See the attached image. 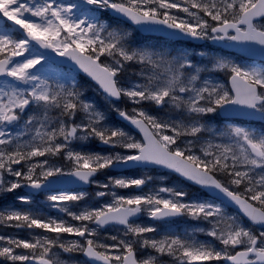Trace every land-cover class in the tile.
<instances>
[{"label": "snow or ice", "instance_id": "1", "mask_svg": "<svg viewBox=\"0 0 264 264\" xmlns=\"http://www.w3.org/2000/svg\"><path fill=\"white\" fill-rule=\"evenodd\" d=\"M83 3L91 6L83 9L85 18L73 15L77 5L60 0H0V19L12 22L0 24V194L20 188L51 192L46 196L50 207L81 222L45 217L39 209H0L2 226L56 234H37L32 240L0 235V264H80L62 259V253H82L91 264H159L165 255L174 264H264V129L233 123L216 128L206 119L243 116L264 122V65L255 61L264 59V0ZM104 12L115 13L116 26L101 19ZM128 22L141 32L170 30L166 32L170 38L227 41L225 47L239 46L252 63L201 51L195 55L206 58L202 63L186 51L137 44L133 33L121 27ZM33 42L83 69L142 140L110 124L95 102L84 98L74 79L69 84L41 75L37 65L44 58L34 53ZM213 72L226 73L231 87L210 79ZM121 100L133 107H118ZM145 104L172 115L167 119L153 115ZM92 140L108 151L84 150ZM197 145L200 154L194 151ZM60 157L70 162V170L55 162ZM130 163L162 165L209 190L213 198H189L188 192L173 187L128 196L98 191L97 197L110 195L111 202L76 212L70 202L84 200L86 193L53 191L58 184L77 181L101 189L142 188L152 177L108 176L104 183L95 179ZM66 176L75 180L65 181ZM17 200L30 204L32 194ZM231 205L250 223L229 214L226 209ZM143 213L156 221L187 217L206 226L157 239L146 235L157 233L156 226L136 222ZM109 224L122 225L126 239L112 236V244L94 239L98 229ZM65 233L82 239L66 242ZM196 233L211 237L220 247L198 240ZM138 250L143 257L138 258Z\"/></svg>", "mask_w": 264, "mask_h": 264}, {"label": "rangeland", "instance_id": "2", "mask_svg": "<svg viewBox=\"0 0 264 264\" xmlns=\"http://www.w3.org/2000/svg\"><path fill=\"white\" fill-rule=\"evenodd\" d=\"M60 2L65 4V5H77L76 8H73V15L80 16V18H85L83 16L82 12H83V9L86 8V6L81 1H77V0H60ZM193 11H195V10H193ZM172 12L174 14L179 15L180 17L189 19V17H187L185 13H182V12L177 13L175 9H173ZM106 22H108V21H106ZM108 23L110 25H112V26H116L117 21H114V22H111V23L108 22ZM121 27L127 28L129 31H131L133 33V37H134V39H135L137 44H151V45H156V46H164L165 48H167L169 50H173V51H186L190 55H192V59L194 61H197V62L206 63V58H201L198 55H195L196 53H199L201 51L206 52V53H211L210 49H205V48H186L184 46H173V45L162 44V43H159V42H155V40H153V39L144 40L143 36H139L135 32L136 29L134 27H132L131 25L123 24V25H121ZM34 53L40 55L35 50H34ZM212 53L216 54V55H219V56L228 57V56L224 55L222 52H219L217 50H214ZM228 58L238 62V59L231 58V57H228ZM42 60H44V59H42ZM242 63H252V61L242 60ZM256 64L257 65H264V64H261V63H256ZM43 73H46V72H43ZM205 75L208 76V74H205ZM125 78H128L127 74H125ZM209 78L212 79L215 82L221 83L224 86L230 88V85L228 84V81L226 79V74L224 72H213V73H211ZM131 79H135V78L131 77ZM95 92H96V95L100 96L97 91H95ZM100 98L102 99V102L104 104L110 105L108 103V101H106V99L104 97L100 96ZM117 106H119V104H117ZM206 119L211 122L213 127H216V128H223L225 126V124L227 123V122L220 123L213 116L206 117ZM242 125L243 126L254 127L258 131L260 130V128L255 127L253 125H246V124H242ZM205 137L207 138V134H205ZM214 142H219V141L217 140V141H214ZM88 143H92V141H90ZM84 150L91 151L90 149H84ZM99 151H108V149L106 148V146L103 145L102 148ZM121 151H126V150H121ZM196 154H198V153L196 152ZM54 159H55V162L58 165L63 166L66 171L70 170V168H71L70 162L64 160L62 157L54 158ZM14 167H19V166H14ZM108 176L131 178L130 176H127V175H124V174H113L112 172H110V170H106L96 180H99L101 183H104V182H107V177ZM6 178L7 179H14L13 177H10V176H6ZM111 189H101V188H98L96 185H94L91 189H84V190L74 191V192H84V193H86L85 197L87 195H89V196L87 198H84V200H82L80 202H70L69 206L72 208L73 211L79 212L80 210H82L86 206L87 207H100L104 203L111 202L112 197L110 195L105 196V197H97L96 196V192H98V191H115L118 195L127 196V192L123 193V192L118 190V189H122V188L116 187V188H111ZM123 189H129V188H123ZM23 192H24L23 189L20 188V189H16V191H13L11 193H7V192L2 193V195H3L2 200H8V201H7V203L0 205V209H6V208H9V207H14L15 209H19V210L39 209L41 211V214L45 215L47 217H49V216L50 217H54V218L61 217L64 220H66V218L68 217L67 215H65V213L64 214L63 213L59 214L58 212L55 211V208L50 207V202H48L46 200V196L48 194H52L51 192L45 194L44 198L43 197H33L32 196V203H30V204H23L19 200H17L18 196H23ZM192 196L194 198H200L197 193H193ZM200 199H202V198H200ZM73 205H75V206H73ZM22 206H26V208L22 209ZM52 211L56 212L54 214V216L52 214ZM147 217H148V215H147ZM69 219L71 220L69 222L71 224L79 225L81 223L79 221L72 220L71 217H69ZM139 223L147 224V225H153V226L157 227V229H158L157 233H155V234L154 233L146 234L149 237L155 236V238L159 239L161 235L166 234V233L167 234H178L176 231H174V227L173 226L168 227V224L159 225L158 223H155L152 220H149L148 218H146V220H144L142 222H139ZM1 226H0V230H1L0 231V235H6V236H11L13 238L24 239L21 236L23 231H20L19 229L14 228V227H5V226L1 227ZM90 226L91 227H95V225H90ZM4 230L6 232H3ZM98 231H99V236L95 237L94 239H98V241L100 243H107V244L114 243L111 240L112 236H117L118 238L126 239V237L123 236V227L111 226V227L107 228L106 230H103L102 228H100V229H98ZM24 232H26V235L30 236L31 239L33 238V236L39 234L36 231H34L33 229L29 230V229H26V228H25ZM55 235H56L55 233H51L50 237H54ZM62 239L67 242V241H73V240H81L82 238L65 233V234H62ZM0 246H2V245H0ZM17 251H23V250L22 249H18ZM54 251H59V250H54ZM147 251H151V249H149ZM139 253H140L139 258L143 257V255L145 254L143 251H140V250H139ZM113 254H116L114 250H113ZM61 258L62 259H66V260H71L73 262L78 261V262H80V264H91L83 256L82 253H73V254L62 253L61 254ZM3 264H11V262L4 261ZM17 264H19V262H17ZM159 264H174V261L173 262H168L166 260L165 256H162V257H160ZM216 264H221V263H216Z\"/></svg>", "mask_w": 264, "mask_h": 264}, {"label": "water", "instance_id": "3", "mask_svg": "<svg viewBox=\"0 0 264 264\" xmlns=\"http://www.w3.org/2000/svg\"><path fill=\"white\" fill-rule=\"evenodd\" d=\"M73 180H75V177H71L69 180H65V181H73ZM77 183H78V181L76 183H61L59 185L74 186V185H78Z\"/></svg>", "mask_w": 264, "mask_h": 264}]
</instances>
